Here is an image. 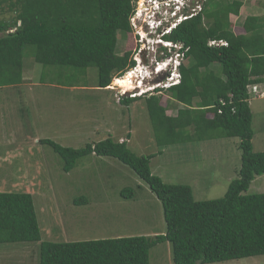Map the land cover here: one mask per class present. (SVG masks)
Segmentation results:
<instances>
[{"label": "trees", "instance_id": "trees-1", "mask_svg": "<svg viewBox=\"0 0 264 264\" xmlns=\"http://www.w3.org/2000/svg\"><path fill=\"white\" fill-rule=\"evenodd\" d=\"M133 0H0L14 16L0 20V87L23 83L24 54L47 68L98 69L99 87H109L136 61L116 52L118 34L131 31ZM241 0H203L202 10L180 24L168 39L182 42L187 64L181 82L166 91L182 104L175 115L158 93L146 98L158 145L238 137L241 167L226 193L196 200L187 184L166 183L153 173L155 154L137 155L108 137L82 148L51 145L71 170L89 154L110 156L128 165L163 205L167 231L84 241H43L33 195L0 191V243L40 242L39 264H150V250L170 241L174 264H206L264 254V192L247 193L264 174V152H255L251 87L264 82V15L247 16L245 34L232 29ZM215 43H211V41ZM219 65L220 68L215 67ZM157 89L156 91H160ZM122 96L130 105L141 98ZM123 197L133 198L126 188ZM85 200H83L84 202ZM86 202V201H85Z\"/></svg>", "mask_w": 264, "mask_h": 264}, {"label": "rangeland", "instance_id": "rangeland-1", "mask_svg": "<svg viewBox=\"0 0 264 264\" xmlns=\"http://www.w3.org/2000/svg\"><path fill=\"white\" fill-rule=\"evenodd\" d=\"M159 18L157 13L143 14L127 34L119 32L117 54L130 51L134 56L139 52L142 34L138 31L143 30L147 41L143 56L152 57L149 38L153 42L157 34L162 36L171 28L170 22L161 18L160 32L147 30ZM31 49L27 47L24 54L25 81L0 87V191L33 195L43 241L152 236L167 231L162 202L128 165L114 157L89 154L66 171L62 156L42 141L46 138L73 148L108 137L127 141L137 155L155 154L153 173L166 183L190 185L196 200L222 197L238 176L240 138L212 137L160 146L146 101L152 93L125 105L119 88L113 89L116 77L112 90L107 91L108 101L94 98L92 90H82V94L71 91L72 85H95L98 69L44 68L34 61ZM188 62L186 58L184 64ZM145 81L143 89L148 86L147 78ZM166 90L158 94L169 104L168 113L175 115L183 105L173 101ZM251 104L253 148L264 152V96L252 97ZM93 125L103 129L98 133L85 130ZM126 188L134 190L133 198L122 196ZM258 192H264V174L257 175L247 190ZM172 250L170 241L157 244L150 250V264H174ZM39 251V241L0 243V264H39ZM206 264H264V254Z\"/></svg>", "mask_w": 264, "mask_h": 264}, {"label": "built area", "instance_id": "built-area-1", "mask_svg": "<svg viewBox=\"0 0 264 264\" xmlns=\"http://www.w3.org/2000/svg\"><path fill=\"white\" fill-rule=\"evenodd\" d=\"M133 11L130 17L131 25L136 26L137 20L140 21V18L143 14L147 15H154L158 14L160 17L155 22H153L150 26L155 27L159 24V20L161 18L167 19L172 29L174 26H177L181 22L188 20L190 18H193L196 16L203 7V0H133ZM137 19V20H136ZM133 21V22H132ZM138 24V22H137ZM156 24V25H155ZM155 25V26H153ZM149 31H154L156 33L160 32L156 28L153 30L150 29ZM170 31V30H169ZM166 31L165 33L169 32ZM139 34H142L140 39L138 40V43L140 44L139 52H137L133 59L136 61V64L133 68L126 71V73L122 76H119L115 78L114 85L116 84V87L114 86L113 89L117 90V87L119 88L118 95L119 97L128 95L130 97H136L145 94V91L149 90L150 93H154L155 89L157 87H160L162 89H168L172 85L178 83L181 81V71L179 70L178 64H181L182 61L185 60V52L187 49H183L182 51H178L175 54V65L173 70L170 73H164L163 70V61L160 60V55H164V50H159L158 47L156 48L155 44L153 42H159L163 41V35L159 36L157 34V39L155 41L151 42V38H149V43H152V45L149 46V49L154 51V54L152 57L147 59L146 62L143 60V51L147 46V41L144 40V33L143 30L138 31ZM211 43H215V41H211ZM179 46H183L182 44H179ZM148 56H146L147 58ZM151 63H156V78L158 80L156 82H151L145 89H142L141 84L145 83V81L139 77V73L144 69L145 71L150 72V66ZM164 74V77H162ZM128 81L130 88L125 89V86H121L120 84H117V81ZM139 87V90H137ZM110 88H112L110 86ZM138 92V93H137ZM252 97H260L264 96V92L260 90L258 85H253L251 87ZM160 93V92H159Z\"/></svg>", "mask_w": 264, "mask_h": 264}, {"label": "crops", "instance_id": "crops-1", "mask_svg": "<svg viewBox=\"0 0 264 264\" xmlns=\"http://www.w3.org/2000/svg\"><path fill=\"white\" fill-rule=\"evenodd\" d=\"M241 1L243 2V6L241 7L239 14L238 15L231 14V17H230L231 22H232V29L234 30V32L236 34H245L246 33V31L243 27V23H244L247 16H250V15L263 16L264 15V0H241ZM257 9H259V10H257ZM12 16H14L13 12H9L7 10L6 11L0 10V20L1 21H4L5 19L10 18ZM239 19H241L240 22H239ZM261 32L264 34V29ZM30 80H31V78H30ZM23 81H25L24 77H23ZM259 85L262 89H264V82L260 83ZM14 86H16V85H14ZM60 87L66 88V86H59V88ZM68 89H70L71 91L80 90L81 94H82V90L84 92L92 90L93 92H96V94L94 95V98H99L101 100L107 99V101H108L109 95H110V93H108L107 91L112 90L110 87H106V88L99 87L97 82L93 86H73L72 85ZM251 107H252V104H251ZM102 129L103 128L100 125H97L96 127L93 125V127H91L90 129L86 128L85 130H89V131H93V132H97V131L99 132ZM120 137H121V135H120Z\"/></svg>", "mask_w": 264, "mask_h": 264}, {"label": "clouds", "instance_id": "clouds-1", "mask_svg": "<svg viewBox=\"0 0 264 264\" xmlns=\"http://www.w3.org/2000/svg\"><path fill=\"white\" fill-rule=\"evenodd\" d=\"M186 21V20H185ZM184 22V21H183ZM183 22H181L180 24H182ZM131 23V22H130ZM180 24H178L177 26H174L172 29H170V31L169 32H167V33H165L164 35H163V38H162V40L163 41H159V42H156V43H154L155 44V46H156V48L158 47V49L160 50H164L165 51V54L164 55H160L159 57H160V60L161 61H163L164 63H166L165 65H163V70H164V73H170L172 70H173V68H174V65H175V54H176V52H178V51H182L183 50V46H179V44H182L183 45V43L182 42H178V41H174V40H172V39H168L167 38V36L168 35H170L171 33H172V31L173 30H175ZM150 25V24H149ZM154 28H156L158 31L161 29V27L159 26V25H157L156 27H151V26H149V27H147V30H150V29H154ZM153 54H154V51H153ZM133 58V57H132ZM145 59H146V61H147V58H146V56H145ZM143 60H144V57H143ZM146 61H144V62H146ZM136 64V63H135ZM184 64V61H182V63L181 64H178V66H179V70H180V67H181V65H183ZM135 66V65H134ZM133 66V67H134ZM156 63H151V66H150V72H148V71H145L144 69L142 70V71H144V73H139V77L140 78H142L144 81H145V79L147 78V80H148V85L151 83V82H156L157 80H158V78H156V71H155V69H156ZM132 67V68H133ZM131 69V68H130ZM129 70V69H128ZM126 73V72H125ZM124 73V74H125ZM123 74V75H124ZM119 77V76H118ZM162 77H164V74H163V76ZM117 78V77H116ZM182 78V77H181ZM145 82H147V81H145ZM181 82V81H180ZM180 82H178V83H176V84H174V85H177V84H179ZM144 84V83H143ZM143 84H141V87H142V85ZM174 85H172V86H174ZM171 86V87H172ZM146 88V87H145ZM161 89L160 91H156L157 89ZM138 89H139V87H138ZM143 89V88H142ZM161 91H162V88H160V87H157L156 89H155V93H161ZM146 92H149V90H147V91H145V93ZM154 94V93H153ZM125 96H128V95H125ZM137 97V96H136Z\"/></svg>", "mask_w": 264, "mask_h": 264}, {"label": "bare ground", "instance_id": "bare-ground-1", "mask_svg": "<svg viewBox=\"0 0 264 264\" xmlns=\"http://www.w3.org/2000/svg\"><path fill=\"white\" fill-rule=\"evenodd\" d=\"M143 73V72H142ZM117 84H120L121 86H126L127 88H130L128 81H117Z\"/></svg>", "mask_w": 264, "mask_h": 264}, {"label": "water", "instance_id": "water-1", "mask_svg": "<svg viewBox=\"0 0 264 264\" xmlns=\"http://www.w3.org/2000/svg\"><path fill=\"white\" fill-rule=\"evenodd\" d=\"M144 61H146L145 56H144Z\"/></svg>", "mask_w": 264, "mask_h": 264}]
</instances>
